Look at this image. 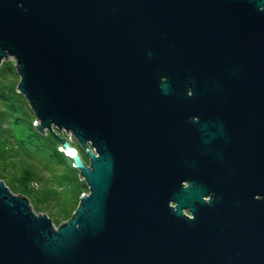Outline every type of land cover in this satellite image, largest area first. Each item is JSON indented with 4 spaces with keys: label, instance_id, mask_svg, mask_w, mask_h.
<instances>
[{
    "label": "water",
    "instance_id": "1",
    "mask_svg": "<svg viewBox=\"0 0 264 264\" xmlns=\"http://www.w3.org/2000/svg\"><path fill=\"white\" fill-rule=\"evenodd\" d=\"M9 56L88 194L0 179V264H264V0H0Z\"/></svg>",
    "mask_w": 264,
    "mask_h": 264
},
{
    "label": "trees",
    "instance_id": "2",
    "mask_svg": "<svg viewBox=\"0 0 264 264\" xmlns=\"http://www.w3.org/2000/svg\"><path fill=\"white\" fill-rule=\"evenodd\" d=\"M4 63L12 69L8 61H3L0 70L6 69ZM9 99L4 92L0 93V169L9 160L8 155L19 156L24 166L18 173H0V178L13 192L27 196L30 201L33 198L37 204L53 202L48 205L55 209L59 222L66 221L75 214L79 197L87 186L79 178L80 172L73 167L72 160L59 150L56 137L36 129L34 115L28 120L14 115L16 107ZM72 146L77 148L76 143ZM56 192L66 194L61 202L57 198L53 201L52 193Z\"/></svg>",
    "mask_w": 264,
    "mask_h": 264
},
{
    "label": "rangeland",
    "instance_id": "3",
    "mask_svg": "<svg viewBox=\"0 0 264 264\" xmlns=\"http://www.w3.org/2000/svg\"><path fill=\"white\" fill-rule=\"evenodd\" d=\"M3 61H8L9 64L11 65L12 69H8L6 63L3 64V67H5L6 69L2 68L0 70V93L4 92L10 98L9 100L15 105L16 111H14V115L22 116L25 120H28L29 116H33L34 113H33L32 109H31L28 101L24 97V95L21 92L16 91L17 90V85L19 83V79L20 78H19V75H18L17 70H16L15 60H14L13 57L9 56L6 59H4ZM0 65H2V63ZM34 122L35 121H33V123ZM4 125H7V124L5 123ZM55 131L59 135L65 137V138H68L70 140L71 144L72 143H76L77 144V148H76L77 151L80 154L82 153L83 155H85L86 162L88 163V158H87L84 150H82L80 148V146L73 139V137H72V135L70 133H67L65 131L59 133L56 129H55ZM8 144L9 143H7V145ZM0 149H1V146H0ZM8 156H9V160H7L6 163H5V166L2 169H0V173H4L5 172V173H9L11 175L13 173L20 172L21 168L24 166V163H22L20 157L19 156H15V155H8ZM0 179H2V178H0ZM85 184H86V182H85ZM13 193L17 194L15 192H13ZM85 193L88 194V187H87V190H86ZM52 194H53L52 195L53 196V201H54V199L57 198V199H59L58 201H60V202L62 201V198H64L65 195H66L65 193L63 194V193H57V192L56 193H52ZM69 196H70V194L68 193L67 197H69ZM30 203H31L32 209L34 210V212L36 214H47L49 216V218L52 219L53 224L55 226H58L59 224L64 222V221L59 222V217L56 214H54L55 213V209L51 208L48 205V203L52 204L53 202L46 203L45 201H43L42 203H38L37 204L36 202H34V199L31 198ZM32 204L35 205L36 208H34ZM63 206H64V204H63Z\"/></svg>",
    "mask_w": 264,
    "mask_h": 264
},
{
    "label": "flooded vegetation",
    "instance_id": "4",
    "mask_svg": "<svg viewBox=\"0 0 264 264\" xmlns=\"http://www.w3.org/2000/svg\"><path fill=\"white\" fill-rule=\"evenodd\" d=\"M161 80L162 81H164L165 80V77H161ZM188 88V90H187V94L188 95H191V88L190 87H187ZM193 119L194 120H197V117L196 116H193ZM81 155L83 156V159L86 161V158H85V156L81 153ZM181 184H183L182 185V187H185V186H187V182H182ZM261 196L260 195H255V198H260ZM203 200H205V201H208V200H210V195H208V196H204L203 197ZM184 213L185 214H189L187 211H184Z\"/></svg>",
    "mask_w": 264,
    "mask_h": 264
}]
</instances>
